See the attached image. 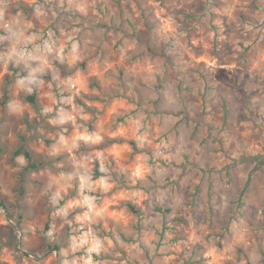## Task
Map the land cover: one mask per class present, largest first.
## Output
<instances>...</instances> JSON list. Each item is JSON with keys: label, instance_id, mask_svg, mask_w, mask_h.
Returning a JSON list of instances; mask_svg holds the SVG:
<instances>
[{"label": "rangeland", "instance_id": "1", "mask_svg": "<svg viewBox=\"0 0 264 264\" xmlns=\"http://www.w3.org/2000/svg\"><path fill=\"white\" fill-rule=\"evenodd\" d=\"M262 19L264 0H0V264H82L93 238L94 264H264Z\"/></svg>", "mask_w": 264, "mask_h": 264}, {"label": "clouds", "instance_id": "2", "mask_svg": "<svg viewBox=\"0 0 264 264\" xmlns=\"http://www.w3.org/2000/svg\"><path fill=\"white\" fill-rule=\"evenodd\" d=\"M261 22L264 23V19H262ZM245 27L247 28L248 31L252 30V28L250 26H245ZM5 39H7V38L6 37H0V41H3ZM14 57H19L20 59L24 58L23 57V53L22 52H18L15 47H13L11 49V51L7 54L5 59L6 60H12ZM44 67H50V65L49 64H45L43 67L36 69L35 72L31 73V79L28 82L29 83L36 82V73L37 72L42 73L43 70H44ZM29 91H31V89H29ZM63 122H64L63 120L60 121V123H63ZM102 171H103V169H102ZM92 199H94V198H92ZM84 203L87 204L88 207H89V213H88L89 215H99V213H94L93 212L94 206L92 204V200L91 199H89L88 197H85ZM49 235H51V233H49ZM89 235L91 236V232L89 233ZM82 243L83 244H88L89 241L88 240H84ZM107 243H109V242H105V244H107ZM107 250H108L107 247L102 246L100 241H96L93 238L92 246L88 247L86 249L85 256L81 258L82 259V264H94L93 258H92V254L95 253L97 256H99L102 251H107ZM66 264H68V262H66ZM72 264H76V262H72Z\"/></svg>", "mask_w": 264, "mask_h": 264}, {"label": "trees", "instance_id": "3", "mask_svg": "<svg viewBox=\"0 0 264 264\" xmlns=\"http://www.w3.org/2000/svg\"><path fill=\"white\" fill-rule=\"evenodd\" d=\"M153 51H155V49L151 48ZM27 100H29L30 102L32 103H35V97L34 96H28L26 97ZM23 139V138H22ZM1 150V149H0ZM15 154L16 155H23L26 160H27V166L25 168L26 171H35L37 169H39L40 167L44 166L45 163L44 162H41V163H38L34 160V157H33V154L32 152L28 149V147L26 145H23L21 147H19L16 151H15ZM129 208H131L134 212L138 213V210L137 208L130 204L128 205Z\"/></svg>", "mask_w": 264, "mask_h": 264}, {"label": "water", "instance_id": "4", "mask_svg": "<svg viewBox=\"0 0 264 264\" xmlns=\"http://www.w3.org/2000/svg\"><path fill=\"white\" fill-rule=\"evenodd\" d=\"M7 217L10 218V216L7 214Z\"/></svg>", "mask_w": 264, "mask_h": 264}]
</instances>
